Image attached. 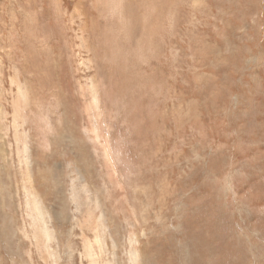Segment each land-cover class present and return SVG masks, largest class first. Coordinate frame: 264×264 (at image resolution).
<instances>
[{"label":"rangeland","instance_id":"rangeland-1","mask_svg":"<svg viewBox=\"0 0 264 264\" xmlns=\"http://www.w3.org/2000/svg\"><path fill=\"white\" fill-rule=\"evenodd\" d=\"M0 264H264V0H0Z\"/></svg>","mask_w":264,"mask_h":264}]
</instances>
